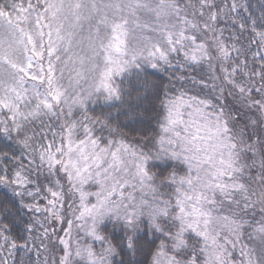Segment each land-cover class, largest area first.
<instances>
[{
	"label": "snow or ice",
	"instance_id": "1",
	"mask_svg": "<svg viewBox=\"0 0 264 264\" xmlns=\"http://www.w3.org/2000/svg\"><path fill=\"white\" fill-rule=\"evenodd\" d=\"M197 2L198 8L182 0H6L0 4V111L5 116L0 120V130L22 137L19 143L36 153L49 172L63 171L80 193L82 207L89 195L82 186L89 181L100 185V191L91 194L97 202L84 207L76 217L79 220L88 214V231L94 239L105 241L98 235L105 219L122 222L125 237L121 243L135 253L140 250L136 233L146 215L156 231L163 233L161 220H170L169 228H175L164 233L171 245L161 243L153 264H161L159 258L165 255V247L173 253L167 264H264V139L253 141L244 129H237L223 106L183 96L165 102L167 112L161 129L166 136L159 141L161 152L187 166L184 176L177 177L173 172L165 177L176 186L175 204L160 199L152 187L155 180L149 173V154L123 141L102 146L83 121L65 120L59 133L53 131V138L60 136L58 146L55 139L32 146L37 133L30 124L40 121L43 128V116L71 117L73 108H85L94 94H103L106 101L121 99L114 78L140 69L142 63L157 68L158 62L169 63L170 54L179 51L193 63L210 61L207 46L196 43L197 35H186L199 31L189 15L202 19L207 10L203 27L214 31L211 22L218 14L211 11L215 7L211 0ZM188 8L193 11L189 13ZM257 35L264 41V32ZM216 48L222 61L230 58L229 49L219 40ZM246 67L247 61L243 66L223 67L224 80L238 90L250 108L255 107L264 116V67L259 72H245ZM238 71L249 80L237 82ZM89 76L94 77L93 83L85 88ZM255 76H259L261 87L254 88L251 77ZM253 90L261 94L260 99L251 96ZM184 107L191 109L187 120L181 111ZM89 119L84 117L85 121ZM251 123L255 125L256 121ZM78 128L83 130V139L74 138ZM40 135L43 138L42 132ZM248 159L251 163L246 162ZM9 183L23 189L15 195H33L25 187L30 181L21 171H16L11 180L0 176V184ZM253 183L258 188H253ZM146 188L152 193L151 199L142 195ZM48 191L53 199L45 211L58 219L56 206L63 194L51 188ZM225 204L230 206L227 215L223 214ZM28 207L41 210L35 205ZM250 214L251 222L247 219ZM256 214L261 216L259 221ZM67 223L70 232L73 221ZM188 233L193 234L189 237L194 241L191 246L185 239ZM3 239L10 248L18 247L7 236ZM60 243L63 255L58 264H110L108 257L116 251L110 242L100 254L90 246L73 250L63 238Z\"/></svg>",
	"mask_w": 264,
	"mask_h": 264
},
{
	"label": "trees",
	"instance_id": "2",
	"mask_svg": "<svg viewBox=\"0 0 264 264\" xmlns=\"http://www.w3.org/2000/svg\"><path fill=\"white\" fill-rule=\"evenodd\" d=\"M5 2L6 0H0V4ZM182 2L199 7L197 0ZM211 2L215 5L211 11L218 14L217 20L211 22L214 31L203 27L204 21L208 20L209 13L206 10L202 19L189 15V19L199 25V31L188 32V35H197L196 43L203 42L207 46L210 61L193 63L185 59L184 52L179 51L170 54L169 63L158 62L157 68L142 64L140 69L133 68L116 77V85L121 89V99H98L89 103L80 114L82 119L85 116L90 118L84 121L92 128L93 134L100 138L102 145L109 141H123L149 154L152 158L148 162V168L155 180L153 185L158 187L163 196L169 198L175 193V185L171 180L165 181V177L173 172L179 176L185 170V165L161 154L159 141L163 135L161 124L167 112L166 101L180 95L211 100L217 107L225 108L233 118L232 124L237 129H244L246 136H251L253 141L264 139V116L255 107L250 108L238 90L224 80L226 73L222 70L223 67L236 64L243 66L245 61V72L253 69L259 72L264 67V59H261L264 57V41L257 35L264 32V0ZM233 4L236 5L234 10ZM192 11V8H188L189 13ZM217 40L229 49L231 54L228 60L220 59L216 48ZM235 78L237 82L249 80L248 76H243L239 71ZM251 79L255 80L254 88L261 87L259 76ZM251 96L255 99L261 98V94L255 90ZM1 114L0 120H3L5 116ZM92 121L98 123L93 124ZM251 121H256V124L253 125ZM2 128L3 124L0 123V129ZM21 138L16 132L9 135L0 130V176L11 180L16 171H21L30 181L25 186L27 191L33 193L32 196H18L14 193L23 189L10 183L0 184V264H58L63 255L60 239L68 240L72 227H76L77 212L74 213V210L78 204L77 193L63 171L54 170L53 175L49 174L47 165H41L38 155L19 143ZM42 141L43 138L37 132L32 146L38 147ZM158 155L162 158H157ZM6 156L10 159H5ZM246 162L251 163V160ZM259 167L260 157L257 155V171ZM55 187L63 194L58 219L45 211L50 207L49 200L53 199L48 189ZM252 187L258 188L255 183ZM29 205L38 206L41 210L36 211L34 207H28ZM249 217L251 218V214ZM255 219L259 221L261 216L256 214ZM69 220L73 221L70 232L67 223ZM160 223L163 233L151 228L148 219H141L136 233L140 250L132 253L121 243L125 237L122 222H105L101 231L105 240L116 249L108 257L110 264H153L161 243L169 241L164 233L175 231L174 227L169 228L170 220H161ZM3 236L14 241L18 247L10 248ZM193 242L189 239L190 246Z\"/></svg>",
	"mask_w": 264,
	"mask_h": 264
},
{
	"label": "rangeland",
	"instance_id": "3",
	"mask_svg": "<svg viewBox=\"0 0 264 264\" xmlns=\"http://www.w3.org/2000/svg\"><path fill=\"white\" fill-rule=\"evenodd\" d=\"M145 34L147 35L148 33L146 32ZM186 35H188V32L186 33ZM188 50H191V49L189 48ZM181 52H183V51H181ZM142 64H146V63H142ZM45 67H47L46 60H45ZM67 76H68V71H67V69H65V83L67 82ZM116 77L114 79H116ZM93 79H94L93 76H89L88 83L87 84H84L83 86L85 88H90L91 84L93 83ZM115 83H116V80H115ZM181 96H183V98L186 99V100L189 99L190 97H193V96H189V95H180V96H177V97H181ZM177 97H174V98H177ZM174 98H171L170 100H172ZM98 99H104V95L103 94H94L91 99H89V100L86 101L85 108L87 107V105L89 103H92L94 101H97ZM85 108L81 109L79 106L74 107L73 110H72V113L73 114H72L71 117H67V116H63V115H60V116H51V117H49V116H43L42 117V120L44 122L43 128L41 127L40 121H36L34 124H30L29 125V128L31 130H34L36 133L37 132L39 134H41V132L43 133V141H42V143L47 144L49 142H52L53 139H55V146H58L60 144V142H61V139H60V136L59 135L56 136L55 138H53V131H56L57 133H59L60 126L62 124H64L65 120L77 121V122L83 121L85 123L84 119H82V116L80 115L82 113L81 111L84 110ZM190 110L191 109H188L187 107H184V108L181 109V111L184 114V119H186V120L188 119L187 113ZM66 111H67V109L65 108V112ZM208 111H211V109H209ZM1 113L4 114L3 111L0 112V115H2ZM3 118H5V117H3ZM28 134L31 135L32 134V131H29ZM165 136H166V134L163 132L162 137H165ZM74 138L77 139V140L84 138L82 128H78L77 129ZM39 143H41V142H39ZM102 146H104V145H102ZM166 146L167 145H165V147ZM131 148L132 149H135V150H138V149L133 148V147H131ZM160 150H161V148H160ZM138 151H140V150H138ZM161 154H162V156H164L162 152H161ZM180 162H182V161H180ZM53 171L52 172H49V174L51 173V175H53ZM186 171H187V166L185 165V170L183 171V173L178 174L179 176H177V175L176 176L177 177L184 176L186 174ZM152 187H154V188L157 189V193L156 194H157V196L160 199L167 200V201H170L172 204H175V193H174V189H173V193H174L173 196L171 198H169V197L163 196L162 192L158 189V187H156L154 185H152ZM174 187H176V186H174ZM51 189L53 191H58L57 190V187L51 188ZM82 190L86 194H89V195H86L85 196V199H84V207H91L92 204H95L97 202L96 196L95 195H91V194H94V193L100 191V185L97 184V183H95V182L89 181L87 184H84L82 186ZM76 193H77V200H76V202L78 204H77V207L74 210V213L77 212V215H75V218L78 217V216H80L81 212L84 211V207L81 206L80 193L77 192V191H76ZM142 195L146 199H151L152 198V193L149 192L147 190V188L142 193ZM137 198L139 199V195H138ZM59 205H60V203L57 204V206H56L57 209H59ZM224 209L225 210H224V213L223 214H225V215L229 214L230 206L227 205V204H225ZM53 211H56V209H53ZM142 218L143 219H148V217L146 215L144 217H142ZM247 219H249V221L251 222V218L250 217H247ZM108 220L109 219H105V221L103 222V224L105 222H107ZM256 221H258V220H256ZM102 225L100 226V228L98 230V235L104 236V234L101 231ZM90 226H91V219L89 218L88 214L85 213V215H84V217L82 219H79V220L76 219V227H75V229L72 227L71 235L69 237L70 240L68 239V241L70 242V245L73 248V250L77 246H80V247L90 246L97 254H100V253H102V250L108 246V242L106 240L104 242H101L99 240L94 239V237L91 236L89 234V231H88L89 228H90ZM248 232H251V228L248 229ZM190 235L192 236L193 234H191V233L186 234L185 239H188L189 240V237H191ZM246 236H247V234H246ZM163 243L165 245H167V246H170L171 245V241L170 240L167 241V242H163ZM163 251H164L165 255L164 256H161L159 259L161 261V264H167V258H168V256L173 255V253L169 250V247H165L163 249ZM236 254L238 255V249L236 251ZM82 264H87V262L84 261V262H82Z\"/></svg>",
	"mask_w": 264,
	"mask_h": 264
}]
</instances>
